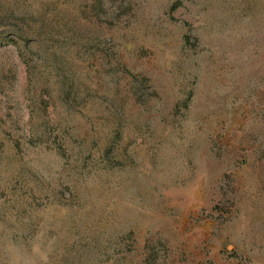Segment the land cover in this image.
Wrapping results in <instances>:
<instances>
[{"label": "rangeland", "instance_id": "1", "mask_svg": "<svg viewBox=\"0 0 264 264\" xmlns=\"http://www.w3.org/2000/svg\"><path fill=\"white\" fill-rule=\"evenodd\" d=\"M0 264H264V0H0Z\"/></svg>", "mask_w": 264, "mask_h": 264}]
</instances>
